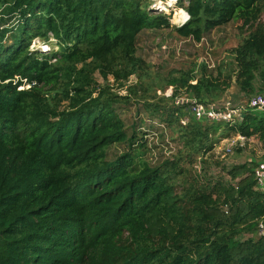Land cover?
Listing matches in <instances>:
<instances>
[{
  "label": "trees",
  "instance_id": "16d2710c",
  "mask_svg": "<svg viewBox=\"0 0 264 264\" xmlns=\"http://www.w3.org/2000/svg\"><path fill=\"white\" fill-rule=\"evenodd\" d=\"M151 5L0 0V264H264L257 165L232 167L214 182L188 179L183 165L204 164L218 136L256 138L264 150V113L246 112L232 125L192 117L182 125L187 112L174 103L178 95L216 103L232 84L247 99L264 96V0H176L189 16L176 27ZM233 22L244 35L228 52L234 69L203 60L160 87L148 81L136 56L142 31L171 29L200 43ZM33 39L57 49L31 50ZM96 74L138 82L122 96ZM21 80L30 87L19 90ZM169 86L171 97L155 94ZM132 98L182 145L174 156L139 160L136 169L142 141L119 111ZM115 144L128 150L108 160Z\"/></svg>",
  "mask_w": 264,
  "mask_h": 264
},
{
  "label": "rangeland",
  "instance_id": "374dc122",
  "mask_svg": "<svg viewBox=\"0 0 264 264\" xmlns=\"http://www.w3.org/2000/svg\"><path fill=\"white\" fill-rule=\"evenodd\" d=\"M156 1H160L161 5L164 6L165 10L162 11L163 13L166 15L171 14L170 25L176 27L184 24L183 22L181 24L174 22L176 13L179 14L181 10L176 7L174 3L171 4L169 0ZM153 4L154 2H152V5ZM263 18L264 15L262 16V19ZM15 22L16 19L12 18L8 24V28L14 27L16 24ZM239 24V22H233L227 26L214 29L206 34L200 43H195L190 39L180 40L174 35L171 29L144 30L138 35L136 40V56L144 61L147 69L151 73V77L148 81H153L158 87L164 84L172 71L186 68L191 62L199 63L203 60H208L211 65L212 63L218 65L220 62H224L226 68L231 66V68L234 69V66L231 65L232 59L228 55V52L230 49L237 46L244 36L237 29ZM51 42L50 40V43ZM45 45L48 46V49H57L54 42L49 44L39 39H33L31 49L35 50ZM96 78L100 86L104 84L109 85L113 91L122 96H126L128 94V88L136 85L138 82L136 75H132L126 80L118 81H115L111 76H108L107 80H103L97 74ZM167 89L162 91L160 88H157L155 94L165 97L164 93ZM253 96L261 95L255 94ZM241 99L246 101L247 98L242 96L235 85L232 84L222 99L215 104L223 105L226 102H230L231 104L235 103L234 105H239V103L244 102L241 101ZM119 111L127 132L131 134L133 127H135L137 137L140 142L142 141L143 148H135L134 150V154L136 155L134 165L136 169H138L139 160L154 164L163 159L171 158L182 148L180 143L176 140H172L170 137V130L167 128L164 129L163 125H160L158 121H150L144 116L145 114L142 113L141 102L137 104L132 98L130 104L122 106ZM137 111L139 112L138 116L136 114ZM184 116L183 118L187 120H190L192 117L188 113ZM140 119H144L143 122H140ZM141 133L145 135H141ZM237 135L239 134H233L230 137H236ZM230 137L223 139L219 136L217 137L216 140L218 141L216 142L215 149L213 148V150L203 158L205 159L204 164L200 163L198 160L194 167L184 163L183 165L187 171L188 179L196 175L202 178H209L212 182L218 179V177L227 179L228 176L226 175V171L230 170L232 167L250 162L254 166L255 164L257 165L258 162L264 161V150L261 148L256 138L251 139L249 143L250 147L239 151L235 149L232 153L225 154V146L227 145L226 140L230 139ZM127 150L128 148L126 145L115 144L107 150V159L113 160ZM191 168H194L195 172H191ZM248 236L249 235L244 234L243 238L245 239Z\"/></svg>",
  "mask_w": 264,
  "mask_h": 264
},
{
  "label": "built area",
  "instance_id": "2783aa9c",
  "mask_svg": "<svg viewBox=\"0 0 264 264\" xmlns=\"http://www.w3.org/2000/svg\"><path fill=\"white\" fill-rule=\"evenodd\" d=\"M154 4L151 9L158 12L164 11V6L161 5L160 1L152 0ZM176 4V0L174 2ZM189 16L187 15L183 23L188 20ZM264 21V18L262 19ZM182 25V24H181ZM32 45V44H31ZM32 46H30V49ZM33 50V49H31ZM35 50H40L42 52L48 51V46H41ZM17 80V78H16ZM22 85L18 88L19 90L27 89L30 87L29 84H25V80H21ZM173 92L172 87H168L165 91V97H171ZM174 103L177 106H183L184 110L192 116L196 121H210L214 123H223L227 125H232L234 122L246 112H256L264 113V97L261 96H252L248 98L244 103L239 105H233L230 102H226L223 105L205 104L199 102L195 97H187L185 95H178L174 98ZM180 122L182 125H186L188 120L186 118H181ZM227 145L225 146V154L232 153L235 149H242L245 147L250 140L242 135H237L236 137H230L226 140ZM255 178H256V187L259 190L264 191V161L257 163L255 169ZM264 233V226L262 223H259L258 234L261 236Z\"/></svg>",
  "mask_w": 264,
  "mask_h": 264
},
{
  "label": "bare ground",
  "instance_id": "6f19581e",
  "mask_svg": "<svg viewBox=\"0 0 264 264\" xmlns=\"http://www.w3.org/2000/svg\"><path fill=\"white\" fill-rule=\"evenodd\" d=\"M169 2H170L171 4H173V3L175 2V0H169ZM171 4H170V5H171ZM186 17H187L186 12H185L184 10L181 9L180 12H179V14L176 13V16H175L174 22L181 24L182 22H184V20L186 19Z\"/></svg>",
  "mask_w": 264,
  "mask_h": 264
},
{
  "label": "crops",
  "instance_id": "0c3cea01",
  "mask_svg": "<svg viewBox=\"0 0 264 264\" xmlns=\"http://www.w3.org/2000/svg\"><path fill=\"white\" fill-rule=\"evenodd\" d=\"M227 100H230V99H227ZM227 100H226V101H227ZM246 100H247V99H246ZM241 101H244V100L241 99ZM241 101H240V102H241ZM232 102H233V101H232ZM244 102H245V101H244ZM244 102H243V103H244ZM234 104H235V103H233V105H234ZM239 104H242V103H239Z\"/></svg>",
  "mask_w": 264,
  "mask_h": 264
},
{
  "label": "water",
  "instance_id": "95a60500",
  "mask_svg": "<svg viewBox=\"0 0 264 264\" xmlns=\"http://www.w3.org/2000/svg\"><path fill=\"white\" fill-rule=\"evenodd\" d=\"M187 14V13H186ZM188 15V14H187Z\"/></svg>",
  "mask_w": 264,
  "mask_h": 264
}]
</instances>
